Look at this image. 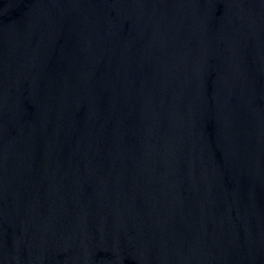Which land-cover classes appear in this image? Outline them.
<instances>
[{"label": "water", "instance_id": "obj_1", "mask_svg": "<svg viewBox=\"0 0 264 264\" xmlns=\"http://www.w3.org/2000/svg\"><path fill=\"white\" fill-rule=\"evenodd\" d=\"M0 264H264V0H0Z\"/></svg>", "mask_w": 264, "mask_h": 264}]
</instances>
